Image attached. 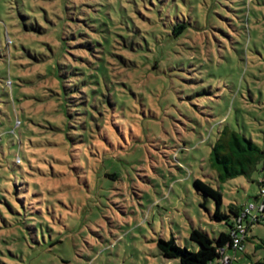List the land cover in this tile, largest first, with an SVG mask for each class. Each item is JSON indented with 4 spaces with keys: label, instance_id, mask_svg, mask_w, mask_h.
I'll use <instances>...</instances> for the list:
<instances>
[{
    "label": "rangeland",
    "instance_id": "rangeland-1",
    "mask_svg": "<svg viewBox=\"0 0 264 264\" xmlns=\"http://www.w3.org/2000/svg\"><path fill=\"white\" fill-rule=\"evenodd\" d=\"M176 23L154 69L152 40L119 38ZM225 145L254 166L220 183ZM195 179L225 213L259 193L264 0H0V264H178L159 238L196 251L193 229L227 230ZM249 230L264 264V224Z\"/></svg>",
    "mask_w": 264,
    "mask_h": 264
},
{
    "label": "trees",
    "instance_id": "trees-1",
    "mask_svg": "<svg viewBox=\"0 0 264 264\" xmlns=\"http://www.w3.org/2000/svg\"><path fill=\"white\" fill-rule=\"evenodd\" d=\"M158 1L159 4L165 3V0ZM27 13L30 12L27 11ZM31 18V14L30 16L28 14L27 17H22L24 21L28 20V22H30L25 26L26 31L30 33H37L39 30L43 31V28H40L39 26H37V24L35 25L31 23ZM185 30V24L176 23L175 25H172V27L170 28V30L168 29V31H147L135 27L125 32L122 37H119L118 33L116 36L119 37L121 41L126 39L130 40V45L128 46L130 48L136 46L138 47V43H142L143 39H146L144 46L147 50V41L152 40L156 45L154 51L151 52V57L154 60V63L151 68L154 69L158 61H160L164 57L163 54L161 55L162 51L168 53L169 55L173 53L172 48L166 47L167 44L176 42L183 35ZM158 37L160 38V40L158 39ZM85 45L91 52V44L87 42ZM139 50L140 48H134L133 50L137 54L138 59L143 61L144 56L148 57L149 59V56L147 54L144 56L139 55ZM41 61L45 62V60L42 59ZM246 142L248 149L254 152V154L260 153L253 145H251L250 142ZM244 151L245 149H241V152ZM214 156L215 160L212 162L211 166L217 171L218 181L220 183L238 175L246 174V172L251 170L254 166V163L250 161L249 156L246 157L243 154L236 155L234 151L230 150L228 145L223 146L222 150L220 151H215ZM215 161H217L218 165ZM261 186H264V180H260L258 182V187L260 188ZM193 187L197 192L201 193L204 197L210 198L214 202V211L212 214V218L217 222H222L227 228V230L225 232H220L217 238L215 240H212L205 232L193 229L188 235V240L197 245L196 251H190L185 247H180L176 244L175 239L173 237H170L167 240L159 238L156 241V248L158 252L164 259H176L178 261V264H217V262L224 256H235V259L231 261V264H238L239 260L236 259L237 253L236 255H234V252L231 247V242L232 236L235 233V226L239 222V219L242 223L247 224V221L244 218H241L242 211L244 210L246 205L243 207H238L229 204L227 206V213L222 212V195L218 190L212 188L209 183L203 182L198 179H195L193 181ZM259 198V195H257L254 198L253 203H259ZM260 224H264L263 220H259L257 222V225ZM249 234L250 233H248V236L245 239V243L248 242L251 238ZM242 253L244 254L240 258V260H243V264H248L246 263L247 255L245 254V251L241 252V254Z\"/></svg>",
    "mask_w": 264,
    "mask_h": 264
},
{
    "label": "built area",
    "instance_id": "built-area-1",
    "mask_svg": "<svg viewBox=\"0 0 264 264\" xmlns=\"http://www.w3.org/2000/svg\"><path fill=\"white\" fill-rule=\"evenodd\" d=\"M258 195L261 198L260 203H249L242 211L241 218H244L247 221V224L242 223L239 219V222L235 226V233L232 236L231 242L234 255L245 250L244 243L250 231L249 226L257 224L259 220H263L264 222V186L259 188ZM234 259L235 256H224L217 262V264H231V261Z\"/></svg>",
    "mask_w": 264,
    "mask_h": 264
}]
</instances>
